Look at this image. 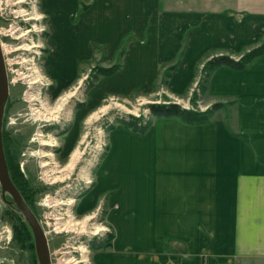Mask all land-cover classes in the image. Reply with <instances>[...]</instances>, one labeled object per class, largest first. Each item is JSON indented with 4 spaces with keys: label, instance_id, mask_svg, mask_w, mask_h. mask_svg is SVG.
<instances>
[{
    "label": "crops",
    "instance_id": "1",
    "mask_svg": "<svg viewBox=\"0 0 264 264\" xmlns=\"http://www.w3.org/2000/svg\"><path fill=\"white\" fill-rule=\"evenodd\" d=\"M41 4L42 69L58 87L76 76L77 61L97 55L94 44L112 61L126 40L120 69L99 80L109 91L152 92L169 68L166 90L176 94L204 61L240 57L264 41V0ZM60 55L69 67L53 62ZM207 91L234 98L233 125L154 116L145 132L117 125L109 133L86 195L87 204L104 199L113 229L96 264H264V51L241 70L213 69Z\"/></svg>",
    "mask_w": 264,
    "mask_h": 264
},
{
    "label": "rangeland",
    "instance_id": "2",
    "mask_svg": "<svg viewBox=\"0 0 264 264\" xmlns=\"http://www.w3.org/2000/svg\"><path fill=\"white\" fill-rule=\"evenodd\" d=\"M17 1L0 0V38L6 48L3 54L10 81L2 125L7 159L14 177L28 197L29 207L46 233L52 264H96V254L109 249L113 229L107 221L104 199L97 197L87 204L86 195L91 190L95 168L108 149L109 133L117 125H123L122 120L130 116L141 117L144 123L149 124L155 116L150 104L167 102L165 99L183 108L200 111L216 105L209 121L220 119L231 126L235 121L237 103L230 96L209 95L207 83L210 72L203 67L209 59L196 69L192 84L176 94L166 90L169 68L161 72L152 92L139 89L125 93L109 91L106 82L100 81L114 73L104 76L100 69L121 64L120 51L125 48L126 40L112 61L105 59L102 45L94 44L97 55L77 61L76 76L67 86L58 87L45 75V65L44 71L42 69L47 51L44 46L46 20L30 18L39 10L44 11L43 4L40 7V0ZM228 56L238 60L242 55ZM53 62L69 67L72 61H63L60 55ZM35 67L43 75L34 83ZM95 90L101 94H96ZM70 92L74 94L62 110L53 113L55 117L48 113L44 116L42 103L53 106ZM32 97H37V100ZM102 107H106L104 111H100ZM75 149H79L81 155L73 169L64 175L60 172L52 174V168L59 170L67 165ZM43 152L52 153V157L42 156ZM44 163L48 165L43 166ZM54 175H61L63 179L54 181ZM6 198L9 202H4L0 186V264H39L29 226L32 248L28 243L14 239L18 219L26 221L9 194ZM70 200L73 202L67 204ZM87 216L92 218L83 228L73 225ZM94 225L104 230L93 233Z\"/></svg>",
    "mask_w": 264,
    "mask_h": 264
},
{
    "label": "trees",
    "instance_id": "3",
    "mask_svg": "<svg viewBox=\"0 0 264 264\" xmlns=\"http://www.w3.org/2000/svg\"><path fill=\"white\" fill-rule=\"evenodd\" d=\"M264 51V41L257 47L250 49L249 51L245 52L242 54V56L238 59L235 60L234 58H231L228 55L222 54V55H217L211 57L203 66L205 71H213L216 67L220 65H225L230 68H233L235 70H241L243 69L247 63L256 55L262 53ZM124 49H121L120 54H123ZM120 69V63H115L111 66L109 69H100V72L102 75L107 76L111 75L115 72H117ZM167 102H159V103H152L150 104V110L152 114H154L157 117H162V116H177L181 120L187 123H206L209 122L210 119V114L211 111L216 105H214L211 108H208L204 111L200 110H194V109H187L183 108L180 106L178 103L171 101L170 99H165ZM122 123L124 126L131 128L134 131L137 132H145L148 125V123H144L143 119L141 117H135V116H130L129 119H123ZM4 142V141H3ZM5 151V156H6V161H7V166L9 170V174L11 176V179L17 189L20 191L21 195L23 196L24 200L28 204V197L25 194L23 189L20 187L19 182L17 179L14 177V171L12 169V166L10 165L8 159H7V153ZM14 233L15 235L13 236L14 239L17 242L20 243H28L29 248H32V237L30 230L27 226V224L21 219H18V222L14 228Z\"/></svg>",
    "mask_w": 264,
    "mask_h": 264
},
{
    "label": "water",
    "instance_id": "4",
    "mask_svg": "<svg viewBox=\"0 0 264 264\" xmlns=\"http://www.w3.org/2000/svg\"><path fill=\"white\" fill-rule=\"evenodd\" d=\"M9 82L7 65L0 38V186L2 198L4 202H9L6 198V194H9L12 202L24 217V220L26 221L33 235L34 247L39 264H52L46 233L37 216L26 203L20 191L13 183L7 166L3 145L2 125L4 109L9 97Z\"/></svg>",
    "mask_w": 264,
    "mask_h": 264
},
{
    "label": "bare ground",
    "instance_id": "5",
    "mask_svg": "<svg viewBox=\"0 0 264 264\" xmlns=\"http://www.w3.org/2000/svg\"><path fill=\"white\" fill-rule=\"evenodd\" d=\"M22 1H24V0H18L16 3H21ZM18 14V13H17ZM30 18L31 19H39V18H41V15L39 14V13H35V14H32L31 16H30ZM34 46H38V45H34ZM2 50H3V52L4 53H6L5 52V50H6V48H4V46L2 45ZM34 71H35V73H36V75H35V78L33 77V80H32V82H38V81H40L41 79H42V75H41V73L39 72V70L35 67V69H34ZM72 94H74V92H70L69 94H65L64 96H62V98H60L59 99V101L55 104V105H53V106H48L47 105V103H42V106H43V110H44V116L48 113L49 115H52V117H55L56 116V114H53V113H58L60 110H62L64 107H65V103H66V101L69 99V97L72 95ZM36 99L37 100V97H32V99ZM105 108L106 107H102L101 109H100V111H104L105 110ZM70 111H68L67 113H69ZM94 115H95V113H94ZM42 116V115H41ZM42 144H49V142H43ZM44 154L42 155V156H44V157H52V153H49V152H43ZM80 155H81V153H80V151H79V149H75L74 151H73V153H72V155H71V157H70V159H69V162L67 163V165H65L63 168H60L59 170L58 169H54V168H52L51 169V173L53 174V173H55V172H60L61 174H67L68 172H70L72 169H73V167H74V165H75V163L77 162V160L79 159V157H80ZM46 165H48V163H44L43 164V166H46ZM53 178V180L54 181H56V180H61V179H63L62 177H61V175L60 176H53L52 177ZM90 182V181H89ZM71 202H73L72 200H70L69 202H67V204H70ZM92 217H90V216H87L84 220H82V221H80V222H74L73 223V225H78V226H80L81 228H83L84 226H85V224H86V222L88 221V220H90ZM71 223V222H70ZM92 229H93V233H97V232H99V230H104V228H101L100 226H93L92 227ZM80 250H82V252H86V249H81L80 248ZM81 261H84V260H81ZM79 262V261H78Z\"/></svg>",
    "mask_w": 264,
    "mask_h": 264
},
{
    "label": "built area",
    "instance_id": "6",
    "mask_svg": "<svg viewBox=\"0 0 264 264\" xmlns=\"http://www.w3.org/2000/svg\"><path fill=\"white\" fill-rule=\"evenodd\" d=\"M41 15V14H40ZM41 18L43 19V17L41 16Z\"/></svg>",
    "mask_w": 264,
    "mask_h": 264
}]
</instances>
